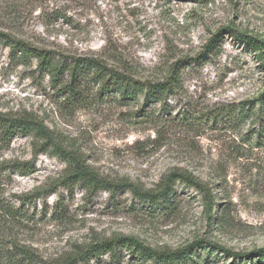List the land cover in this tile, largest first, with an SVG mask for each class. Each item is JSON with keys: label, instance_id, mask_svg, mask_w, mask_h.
<instances>
[{"label": "rangeland", "instance_id": "obj_1", "mask_svg": "<svg viewBox=\"0 0 264 264\" xmlns=\"http://www.w3.org/2000/svg\"><path fill=\"white\" fill-rule=\"evenodd\" d=\"M0 31L57 56L98 58L141 81L165 80L182 61V85L165 107L142 112V97L140 104L127 103L98 95V87L71 106L35 62L16 61L0 44V114L36 119L53 138L0 144V166L35 165L29 176L11 175L6 199L19 207L13 195H43L26 207L31 218L20 228L4 220L3 235L11 236L6 241L28 248L37 264L120 236L158 251L204 241L194 257L201 264H246L216 247L264 249V111L258 104L264 95V0H0ZM216 36V48L199 59ZM247 40L260 41L262 50ZM244 106L253 108L250 118L225 116ZM70 154L100 179L143 191H158L173 172L190 174L213 195L215 221L208 219L205 194L180 181L166 208L129 190L72 185L77 167ZM58 203L66 212L60 218L54 215ZM124 257L123 264H155ZM103 261L113 264L109 256Z\"/></svg>", "mask_w": 264, "mask_h": 264}, {"label": "trees", "instance_id": "obj_2", "mask_svg": "<svg viewBox=\"0 0 264 264\" xmlns=\"http://www.w3.org/2000/svg\"><path fill=\"white\" fill-rule=\"evenodd\" d=\"M217 39L218 37L213 38L208 43L205 53L199 59L204 58L205 55L216 48ZM245 42L256 50H262L260 41L247 40ZM0 44L10 48L11 56L16 61L25 64H33L35 62L36 69L41 76H50L52 87L57 90L59 95L65 98L66 105L77 106L78 104H83L86 102L83 92L86 93L87 90L98 87V95L112 94L114 98L119 97L127 103L140 104V97H142L143 103L140 111L143 112L147 111L145 109L150 105L162 104L165 107L167 98L172 94H176L182 85L180 75L182 61H178L173 65L169 76L165 80L157 82L141 81L128 72L109 67L98 58L57 56V53L51 50L37 47L25 40L16 39L3 31H0ZM258 104H260L259 111H264V95ZM253 112L252 107L248 109L245 106L239 109L231 107L229 111L225 112V116L228 119L241 121L245 118H250ZM33 135L47 142H53L49 129L42 122L29 117H13L8 114H0V144L3 146L9 147L16 137H30ZM55 149L58 153H65L64 149L59 145H55ZM69 157L77 167L72 185L78 182L90 183L94 188H104L113 193L129 190L142 201L152 204L160 203L161 206L166 208L169 203H173L176 196L175 185L180 181L188 187L192 186L205 194V207L208 219L215 221L217 213L214 210L215 201L213 195L208 188L203 186L200 180L190 174L173 172L163 179L158 191H143L133 183L122 182L113 184L104 181L91 171L89 167L79 163L73 154H70ZM34 168L35 165L31 161L25 163L8 162L0 166V236L7 230L4 220L10 225V228H20L24 222L31 218L26 207L34 206L36 200L43 197L39 191L13 195L12 198L19 204V207H16L6 199L5 189L11 180V175L29 176L33 173ZM65 213L63 204L58 203L54 215L60 218ZM42 214H45V211ZM2 225L3 229H1ZM8 237L11 236L3 235L0 238V264L39 263L28 248L15 241H6ZM8 244H12V249H9ZM205 247L204 241H197L182 249L158 251L145 245L137 238L120 236L90 245L81 252L51 264H90L93 260H97V264H103V256H109L113 264H123L125 261L124 254H128L131 260L138 259L142 262L155 264H189L190 262L192 264H201L194 257L197 251ZM216 249L222 250L227 256L234 258L236 261L241 260V263L255 264L264 260V249L250 253H236L223 247H216Z\"/></svg>", "mask_w": 264, "mask_h": 264}]
</instances>
